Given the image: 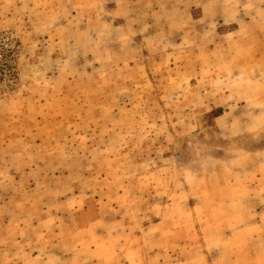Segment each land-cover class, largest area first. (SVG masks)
Here are the masks:
<instances>
[{
  "label": "rangeland",
  "instance_id": "374dc122",
  "mask_svg": "<svg viewBox=\"0 0 264 264\" xmlns=\"http://www.w3.org/2000/svg\"><path fill=\"white\" fill-rule=\"evenodd\" d=\"M0 264H264V0H0Z\"/></svg>",
  "mask_w": 264,
  "mask_h": 264
},
{
  "label": "trees",
  "instance_id": "16d2710c",
  "mask_svg": "<svg viewBox=\"0 0 264 264\" xmlns=\"http://www.w3.org/2000/svg\"><path fill=\"white\" fill-rule=\"evenodd\" d=\"M221 113V108H215L214 110L211 111V114L213 116H217Z\"/></svg>",
  "mask_w": 264,
  "mask_h": 264
}]
</instances>
